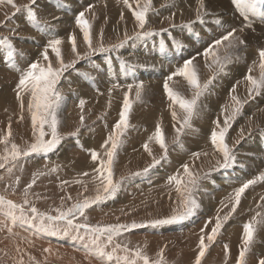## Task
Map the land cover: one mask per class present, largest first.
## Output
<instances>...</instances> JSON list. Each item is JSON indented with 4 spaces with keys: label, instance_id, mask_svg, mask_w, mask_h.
I'll return each instance as SVG.
<instances>
[{
    "label": "rangeland",
    "instance_id": "374dc122",
    "mask_svg": "<svg viewBox=\"0 0 264 264\" xmlns=\"http://www.w3.org/2000/svg\"><path fill=\"white\" fill-rule=\"evenodd\" d=\"M95 1L96 0H89V2H91V4H89V6H91L89 11L88 10L86 11V9H89L88 5L83 6L85 14L87 15L90 14L91 17L93 16L92 17L93 20L89 24L91 28L95 27L97 23H99V27H100V34L95 33L91 35L92 36L91 37L92 47L90 48L89 45L85 42V40L82 42L80 38L77 37L75 38L76 51L73 52L72 42L70 39L69 43L71 46V49H70L71 52H69L68 49H66V46H67L66 43H64L63 41L59 45L60 50H61V58L58 59L55 53L52 52L50 48H48L50 52V54H48V60H45L42 54L38 56L37 48L40 47L42 49L43 48L45 49L48 41L50 40L51 32L55 30V27H56V33H57L55 38L59 39V33L64 30L62 29V27L68 26L67 29L69 30L73 28L72 24H70L68 20H65L64 16H62L61 14H58V17L63 18L64 20H62V23L64 21L65 24L64 23L62 24L60 21H57L56 19L53 20L52 22L53 14L50 12L47 13L48 9H45V6H39L38 4L39 0H37L36 5L33 6V9L36 12L37 17L40 21L39 24L33 23L27 18V14H26V10L24 9V6L29 5L30 0H13V3L16 5L15 8L12 5L8 4L6 0L4 3H0V41H2L4 37H8L9 40L12 42L13 47L16 50L13 52L12 57H8L7 52L9 51V49L2 42H0V53L1 55H3L2 56L3 59L0 60V140H2L4 136L8 135L9 131L11 132V135L8 138V142L6 144L0 143V156H4L10 153L12 144L17 145L19 149H21L22 151L27 149L29 145H31L32 143L36 141V137L39 132L38 128L34 131L32 121H31V113L28 110V104L31 100V95L27 90L20 91V89H18L17 87L22 72L26 71L29 65L33 62H36L41 67H45V68L49 65V63L51 64L53 68H59L60 61L62 59L64 64L72 65L71 67L67 68V70H65L62 73L60 77V81L57 85V88L60 91L61 96H62V100L60 101V106L57 110V119L59 121L58 126H57V131L60 137L57 145L51 151L47 153H43V152L33 153L29 156H21L15 161L9 158L8 161L5 163V166L3 168H0V196H4L6 199H10L17 204L23 205V202L25 199L24 190L28 188V185L31 183V181L35 179L36 183L32 185L30 189H28L27 199L31 202V205L35 206L41 213H47L48 215H56L57 214L56 209L58 208L66 210L67 208L71 207L76 202H82L85 198H94L96 196L98 184H96L95 186H89V183L85 182L86 180L83 178L81 172L69 171L63 168L62 163L60 159L58 158L59 153L56 152V150L57 148L64 146L66 142L72 139H75V138L77 139V138L84 137L88 135L89 133L93 134V136H96V134L98 133L96 132V130L98 129L96 127L98 126V124H100L101 122L102 123L106 122L107 120L111 123V126H110L111 129H105V127L103 126V129H105V135H103V137L100 136L99 138L94 140L98 143L103 140L105 141L104 137H107L112 132L114 124L119 120V113L122 110L123 103L121 106L117 107L116 109H108L106 107H111L112 102L118 103L117 100H123L124 102L123 98L126 95L124 94L123 98L118 97V94L123 93L121 92L123 90L116 89L122 86L120 85V86H117L114 91L107 94L109 97H105L107 98L106 100L98 99V100L104 101L102 106L101 104L90 102L86 98L85 100L83 99L80 101L78 100L74 101L73 106L69 107L70 110H65L63 109L64 108L63 103L68 102V100H71V98L68 97V95H70V93L72 94L75 93L74 95H77L80 93L78 90L79 87H73V88L71 87L72 82H73L71 79L73 78L72 76L75 74L82 75L83 73L90 72V71H91L90 74H95L98 77L102 76V75H98L97 73H93L95 72L93 71V69L97 68L98 70H103L105 68L106 62H109V63L112 62L110 56L113 54L116 57V61L117 62L120 61L123 64L122 65L123 68L125 69L129 68L131 71L135 69L134 67L136 66L135 61H133L132 58L136 56L135 58H139V59L141 58L144 61L147 60L148 62H150V64H155V66L160 70V72L166 74L165 77H167L168 75L173 73L174 70L176 71L177 67L182 66L179 62H176V61L172 63V60L175 58V56H177V54H180L182 58L185 56V58L189 59V58H193L197 56L196 59H199L200 58L199 56L202 57L201 55L202 52L197 50V47L199 44L205 45V42L200 38L201 32L206 27L205 22H202L199 25H197L198 21L195 20L194 22L192 21L191 24L189 23H184L182 25L176 24L177 26L175 27L171 26L174 24V22L172 23L163 22L161 24L159 23L157 24V22L159 21L154 19V15L158 13V11H157V8L153 7V4H152L153 0H151V7L147 14L146 25L149 23V25H153V26L158 25L159 27L157 29L153 28L150 31L145 30V29H140L139 32H135L128 37L129 39H127L123 47L113 48V45H117L121 41L125 40V38L124 39H121V38L125 37L126 35H123V36L119 35L115 37V39L117 40H114L112 37L106 36V33L109 30V26L112 23V21L110 20L113 17H115V14H113V16L110 15L111 17L107 15H105V17H102V15L100 14H102L104 10L97 8V4L95 3ZM68 3L64 2L63 4H65L66 6L70 5L71 9H75L77 11L79 10V6H77L76 3L72 4L70 1H68ZM226 4L227 5L231 4L232 5L231 8L235 9L234 4L232 2H230L229 4L226 2ZM17 8H19L20 10L17 11ZM42 8H44L46 11L45 15L43 14L44 16H42L41 14L40 15L38 14V10L42 11L43 10ZM132 10H134V8ZM223 12L224 14L228 13L225 9H223ZM22 16H24V19L21 18ZM150 16L153 20H150ZM225 17H229L232 21L234 20V18L235 19L238 18L232 13L229 15H226ZM226 21H227L226 25L228 26L229 25L228 20ZM184 25H188L187 29L189 31L187 32V35L183 32L182 34L180 32L181 30L179 31V29H181ZM28 27L30 28L29 30L31 31L33 30L32 28H35V27H41V28L49 30L50 35L48 38H46L47 42L45 38L43 37L44 30H41L38 28L39 32L36 34V32H31L27 30ZM252 28H253V24H252ZM76 29L77 28H74V31ZM164 29H166L167 31H163ZM97 30L95 29V32ZM144 31H148L151 34L146 35V36H139V37L136 36L137 33L144 32ZM40 33L43 35H41ZM190 34H192L193 37H189ZM156 35H159V37L161 38L160 39L152 38L147 41V44L148 43L152 44L151 50L149 49L150 47L148 48L147 46L143 47L140 45L139 48L144 52L145 54L144 56L141 54L140 55L138 54L139 55L138 57L136 55V51L132 53L134 54L132 55L133 57L130 55L127 56V54L124 52L126 49L129 50L130 47H132L131 49H133L134 47V49L136 50L135 44L137 43L139 44L140 41L145 40L146 37L150 38ZM260 36H263V34H261ZM189 42H190L191 47L189 45ZM101 45H103V47L108 50L107 51H93V49H99ZM243 45L244 44L237 43V45L234 48H228L227 46L222 47L223 54L219 58L223 60L225 56H231V60L230 62L226 64L224 72H219L218 65L214 64L210 75L204 74L202 75L203 77H200L201 74L198 71V67L201 66L202 63L196 62L195 59L193 60L194 61L193 67L197 71L199 83L201 85H204L206 82L211 81L208 89L204 93L205 95L203 94L202 96H200L197 103H200L199 100H203V97L206 100V98H208L206 94L209 96L214 95L218 97V99H216L217 100L216 103H218L219 105L215 104L214 106L209 107L211 109L207 108L208 111L205 109V107H203L204 108L203 110H205V113L208 115L207 116L205 113L201 114L202 117H205L204 126L208 127L207 130H211V131L217 130L216 129L217 125L214 122L219 120L218 117L221 115L222 110L226 107V104L228 103V102H225L221 98L220 94L227 92L228 95H226V98L228 97L227 100H231V98L229 97L232 96V94L235 93L237 89H240L242 86L244 88V91L240 92L242 94L241 96L238 97V95L235 94V96L238 97L240 100H245L246 102L241 101L240 106H237L234 104V106L240 107L242 111H240L239 114H237L236 117L232 121H230V124H231L230 128L232 127L233 123L236 122L240 118L244 108L248 106V103H251V102H253L252 104L258 103L259 101L258 98L260 99L264 98V93H263L264 90H261L260 92L261 95L253 94L250 96L248 93V88L250 87V85L247 83L242 85L240 88H237L236 86L240 84L241 80L237 82L238 84L237 83L233 84L234 87L231 86L232 89H235V91L232 92L231 87L230 89L228 88V84H227L228 76L226 74H228V72L230 73L232 72L231 68L234 65H238L237 62H239V59H240L239 50L241 49V46ZM183 46L185 47V49L183 48ZM160 58L166 60L167 62L169 61L170 63H172L173 69L177 65L176 68L174 70L169 69L168 67L169 62L168 63L161 62L159 60ZM19 61L21 62L20 65H19L20 63ZM87 62L88 64L92 63L95 66V68L87 67V65H85ZM197 63H199V65ZM124 66H127V67H124ZM5 67H9V70L10 68H12L13 70L4 71ZM19 68H22V71ZM168 70H170L171 72ZM131 71H130V74L136 79V84H140L141 82L144 83V80L141 79V77H143L142 73H139L136 70L132 72ZM167 71H168V74H167ZM252 71L253 73L255 72L254 70ZM198 73L200 76L198 75ZM115 75L116 77H113L115 80L120 81L122 79V75L119 72H117ZM258 76H260V74ZM176 78L178 77L177 76L173 77L172 79L173 81L172 80L171 82L168 81V83L169 82L172 83L178 80ZM156 85H158V83H156ZM100 86L102 85L100 84ZM175 86L177 87L173 89V91L177 92L182 97H183L182 94H183L184 88L187 94L191 95L193 93L192 92L193 89L191 90L192 93H190V91L188 92L186 85H184V88H182L180 84L178 83L175 84ZM103 88H104V85H103ZM147 90H148L147 91L148 93L145 92L143 89L141 93V98L139 100L136 99L135 94H134V97H131L129 93L127 94L129 97V102L132 104V107L129 113V118H128L129 127L124 137H122V143L117 149V154L115 156L114 163H113V180L114 182H118V181L120 182L121 186L119 190L111 198L106 199L102 202L93 204L90 208L85 209V213L83 216L76 214V216L73 218V225L82 224V223H87L91 226L115 225V224L130 225L133 222H136L137 224H143L142 227L128 229L126 231H123L120 235L114 236L112 243L107 246L106 251L115 252L117 253V256L119 257L127 255L131 259L136 260L137 264H143V261L140 258L135 256L136 251L140 250L143 255H146L149 258L150 264H155L156 261H159L161 259L160 253L162 250L163 251L162 264H195V260L188 261V258H185V259L181 258L183 256L179 252V247H180L179 245L184 240H187V238H189L188 235L183 236L181 224L187 223V221L192 220L193 216L199 214V216H201L202 218L198 219V223L205 222L204 225H206L207 223V227H208L209 224L215 225L216 219L218 217L223 221V217L228 214L226 211H223V210L231 206L229 205V201L226 202V201H223V199L227 196L230 197V194L233 193L231 186L233 187V189L238 188L239 186H241L242 181H240L241 179L239 178L238 180L237 179L233 180L234 182L233 181L229 182L226 180H224L223 183L218 182L214 178L215 174L222 173L223 171H230L235 168L238 171L239 166L242 169H244L246 172L248 170L252 171L251 166H253L259 172L258 173L257 171H255L256 174L254 172L252 178L250 179H253L254 176L257 177L261 172H264L263 170L264 163H262L264 162V131H262L264 130V124L256 127L252 131L247 132L244 136H241V138H239L240 141L238 142L237 145H235V147L233 146L234 144L228 143L230 142L229 138H231L232 136L236 140V135L235 136L232 134L229 135V131H230V128H229V131L227 133L228 135L226 134V143L228 145L230 144L229 147L232 148L236 152L237 156H239L237 157V163L226 169L217 168L218 153H211V154L204 156L203 158L204 163H208V165H206L203 168V171L201 170L202 172L201 171L198 172L199 177H200L199 182H198L199 190L197 189L195 191V198L198 201L199 207H197L193 211V213L190 216L186 217L184 220L174 222V223H169V224L153 226L150 223L151 221L157 220V219H167L174 214V210L179 209L181 199H180V196L174 191L175 187L172 185V184H175L177 186V184L175 183V181L170 183L169 177L177 176L180 179L181 177L180 172L183 171L182 174L185 173L183 169V165L191 163L190 161H192L193 159L195 160L197 158L196 156L193 157L194 156L193 154L194 152L196 153V150L194 149H198L199 146L193 143V141L190 143H186L185 135L187 136L189 135L188 132L196 131L198 129L195 125L196 122L194 121H198L196 115H200V114H197V112H195V115L191 120L192 126L185 127L183 132L179 134V139H177L178 134H175V136L171 139V141L170 140L168 141L169 144L166 145L167 147L166 158H164L165 150L164 149L163 151L155 150L156 149L155 145L154 146L151 145L150 147H148L150 151H154V154L152 153L151 155L149 154L150 158L147 160H145L146 157H145L144 150L138 147H132L130 149L131 153H129L128 156H126L125 158H120L119 157L120 152H122L123 149L127 147V140H128L127 133L131 131L132 129H134V126L137 123L133 121L134 116H136V114H143V113H147L150 110H153L155 107L153 106L154 103L152 100H156L157 105H160V104L162 105V104L171 102L170 100L162 99V96L160 95V91L158 90L156 92L154 87L150 86ZM18 91H20L21 99H17ZM152 92H153V95H152ZM116 93H117V97L114 96L116 95ZM110 99H111V103H110ZM159 99H160V102L158 101ZM21 100L23 101V105H24L23 109L21 108ZM94 100H97V99H94ZM81 101L84 102L82 107L80 103ZM234 106H231L230 109H227L224 111L227 116L231 115L232 109ZM197 107H199V105H197ZM113 110L115 111V114L111 113L113 112ZM213 110L216 112V114ZM81 116L84 117L83 124H81V120H80ZM176 119H177V122L180 123L183 120V116L180 117L179 114H177ZM158 122L161 124V126H165L167 125L166 122L168 121L161 119V120H158ZM237 125L238 124L236 122V126ZM100 127L101 125L99 126V128ZM44 131H45L44 139L45 140L51 139L52 137H51L50 127L46 125L44 128ZM200 132L202 131L200 130ZM231 132H233V130ZM187 137L189 138L190 136H187ZM256 138H259V139L261 138L260 139L261 141L259 140V143L263 142L262 144L263 152H261L259 155H257L259 153L258 152L259 149H254L253 145H245V142L256 139ZM101 144L103 145L104 142H101ZM99 146L100 145H98V147L93 149L98 154V163L101 159H104V160L107 159L106 156L105 158H102L103 149L99 148ZM242 147H245V149ZM6 148L8 150V153L5 152ZM132 151L134 153H132ZM52 155L54 156L52 157L53 159H51L52 162L42 161L41 163L38 164L35 161L37 157L38 158H50ZM170 155H172L173 157ZM154 158L157 161H159V163L153 166ZM200 158L201 156H198L197 159H200ZM222 159L223 157H221V160L219 161L222 162ZM0 163H4V161L0 160ZM46 164L48 166H46ZM52 169H55V171H52ZM34 173L36 175H34ZM121 177H124V179L121 180ZM17 178L19 179L18 183H17ZM154 179H156L157 182H154L153 181ZM246 180H244L243 182H245ZM209 182L212 183L213 189L209 187V184H208ZM262 182L264 183V181H260L258 184L256 183L257 185L255 184L253 187L250 186L248 189H246L244 196L241 198V202H242L243 198L246 196V193L248 192L251 193L249 196V199L247 200L249 205H248V208L246 209L249 212L245 211V215L248 214L252 216V218L256 217V221L258 222L256 224L257 226L255 225L256 228L257 227L258 228L254 236V241L251 244L248 252L246 253L247 264H248V255L253 250L252 248L254 246L261 245L262 237L264 236V231H261L262 226L264 225V198H262L264 197L263 196L264 186H262L264 184ZM227 183H229V185H227ZM145 187L147 188V190ZM207 189L209 192L210 191L211 192L209 193ZM132 190L134 191V193ZM44 191L47 193H45ZM201 192L203 194L199 196V193L201 194ZM121 194L123 196H121ZM68 197H71V199H68ZM241 202L238 205L236 210H238V208L240 207ZM24 207L25 209H28L29 205H24ZM25 215L29 216L31 215V213L26 211ZM202 215L203 216L208 215V219H206ZM245 215L243 212L239 214L232 213L229 216L228 220L223 222V227L220 229L215 240L211 242L207 240L206 232L208 228L204 226L203 228L204 232L202 233L201 229H198L195 226L196 224L194 223L193 225L192 223L194 230L197 232L190 233V235H192V237L196 235L198 240H200L201 235H204L205 243L208 244V248L206 250L205 256L201 258V264H204V263L207 264L210 261L211 262L209 264H237L236 260L231 261L228 259V257H226L224 254L222 255L220 252L222 251L223 253L224 252L229 253L230 250H235V251L237 250L236 252L239 253L240 252L239 247L240 245H243V242H242L243 232L241 231L236 232V234L235 232L229 233L227 229H225L224 226L228 225L233 219L245 221L246 220ZM17 216H19V210H17ZM8 218L11 219V223L15 225L14 227L4 221V219H8ZM209 221L210 223H208ZM243 223L245 224V222ZM45 224L47 226V230H42L39 220H36L33 224H26L22 220H19V219L13 220L11 217L6 216L4 213V210L0 208V225H1L0 234L2 235V236L0 235V243L3 244L5 242L9 246L10 245L13 246V247L10 246L8 248L0 247L1 248L0 252L2 253V254L0 253V264H66V263L84 264L83 259L86 258L85 255H87L88 257L91 256L88 258L89 262L88 260H86L85 264H93L91 263L93 260H95V262H98L100 260L98 264H122V261H118L116 259L117 257L116 254L113 255V259L110 261L107 260L105 257L99 256L96 252V247L92 245L90 242L91 233H89L86 229L81 228L77 230L74 227H70L67 234H65L63 229L66 227V221H47L45 220ZM16 225H19L24 228L25 227L28 228L31 232L35 233L36 235L41 236L43 238H47L46 240L50 239L51 243H49V246H52V247H50L49 249L42 248L41 246L43 243H45L44 241L42 244H40L38 242L35 243L34 241L33 243L29 241H24L23 239L17 240L16 237H18V234L17 233L14 234L16 232L15 230ZM11 230L14 232H12ZM185 234H189V232L185 231ZM80 235L85 236V239L84 240L79 239L78 237ZM1 238L3 239L1 240ZM100 240H101V245L103 246V243L105 242V237L103 236L100 237ZM23 243H25V245ZM17 244H19L20 246ZM198 244H199V241H198ZM57 245L60 247H58ZM63 245L67 247V249H65ZM117 245L119 247H117ZM225 245H227V250L225 249ZM62 246L63 248H61ZM74 246H75V249L79 248L82 252L85 251L86 253H82L81 256L77 255V252L72 250L74 249ZM46 249L48 251H45ZM212 250L215 251L214 253L215 258H219L221 260H227V261H225L224 263H220L218 262L219 259H215V260L206 259L208 255L209 257L213 255V254L210 255ZM188 251L189 253L191 252L190 249H188ZM51 252L54 255L52 254L50 257L49 255ZM55 258L56 260H54ZM246 260H244L243 264H246ZM258 262H256L255 264H259Z\"/></svg>",
    "mask_w": 264,
    "mask_h": 264
},
{
    "label": "bare ground",
    "instance_id": "6f19581e",
    "mask_svg": "<svg viewBox=\"0 0 264 264\" xmlns=\"http://www.w3.org/2000/svg\"><path fill=\"white\" fill-rule=\"evenodd\" d=\"M57 1V0H56ZM55 0H39L38 4L39 6H45V9H48L47 13H52L53 14V20H55L54 18H58L56 19L57 21H60L62 23V20H64L61 17H58V14H61L62 16H64L65 20H68L70 22V24H72L73 28L72 29H67L66 26H63L62 29H64L63 31H61L59 33V39L64 43H66V49H68L69 52L71 49L70 46V38L74 36V38H80V40L83 42L84 41V36H83V32L80 29V27L76 24L75 22V18L77 16L78 12L84 11V7L83 6H89V4H91V2H89V0H58L56 2ZM68 1H70L72 4L76 3L77 6H79V10H75V9H71L70 5H65L63 4L64 2L68 3ZM99 1V2H98ZM96 0L95 3L97 4V8L99 9H103V13L100 14L102 15V17H105V15L110 16L113 14H115V17H113L110 21H112V23L109 26V30L106 33V36L108 37H112L114 40L115 37L119 36V35H126L127 37H129L130 35H132L135 32H139V30L141 29L138 26V22L135 20V17L133 15V11L134 10H138L139 7H143L145 0H129V5H131V7H129L128 5H126L124 3V0ZM111 1V2H110ZM113 1V2H112ZM229 1V2H228ZM187 2V3H186ZM226 2L229 4L230 2H232L231 0H204V4H205V8L206 10L209 11L211 13V15H208L204 18L203 22H205V29L201 32L200 34V38L205 42V45L199 44L197 47V50H199L200 52H204V50L210 45L212 44V42L214 40H216L217 38H220L222 35L226 34L227 31H230L232 28H236L237 32L235 33L236 36H239L241 40L244 41V45L241 46L240 51V59L239 62H237L238 65H234L231 69L232 72H228V74H226L228 76L227 79V84H228V88L230 89L231 86H233V84L237 83L239 80L240 84L237 85V88H240L242 85H244L245 83L249 84V82L246 80V76L251 74L253 77L259 78V74L261 73V69H260V58H259V50L264 49V21H262L261 19V15L262 13H264V9L260 10L256 15H251L249 16V19L251 20L252 24H253V28L252 27H244L243 24H245L242 16L239 14V12L236 10L235 6L233 8H231V4L227 5ZM70 4V3H68ZM81 6H80V5ZM153 7L157 8L158 13H156L154 15V19H156L157 24H161V23H169V22H174V24L176 25H182L184 23H189V22H194L196 20V11L197 8L199 6L198 0H153L152 1ZM94 5V3H93ZM83 7V8H82ZM105 7V8H104ZM41 8V7H40ZM82 8V10H81ZM134 8V10H132ZM208 8V9H207ZM43 10H38V14L44 16L45 15V9L42 8ZM51 9V10H50ZM94 9V8H93ZM223 9H225L229 14H233L236 17H238L237 19L234 18V20L232 21L229 17H225L226 15H229L228 13L223 12ZM106 10V11H105ZM89 11V10H88ZM99 11V10H98ZM101 11V10H100ZM44 14V15H43ZM57 14V15H56ZM96 14V13H95ZM92 15V13H91ZM152 16V15H151ZM150 16V20H153ZM93 17V16H92ZM89 15L85 14V19L88 21V23L90 24L91 21L93 20ZM111 17V16H110ZM231 17V16H230ZM233 17V16H232ZM21 18L24 19V16H22ZM219 19L222 21V25L221 24H217L216 20ZM149 20V21H150ZM226 20H228L229 25H226ZM168 21V22H166ZM197 21V20H196ZM59 22V23H60ZM153 22V21H152ZM63 23L65 24V22L63 21ZM62 23V24H63ZM200 21H198L197 25H199ZM27 25V24H26ZM25 25V26H26ZM58 25V23H57ZM166 25V24H165ZM176 25V26H177ZM56 26V25H55ZM60 26V25H59ZM152 26V27H151ZM190 26V25H189ZM227 26V28H226ZM159 26L155 25H149V23L145 26V30H152L153 28L157 29ZM243 27V31H240V29ZM38 28L41 30H44V38L47 42V39L50 35L49 30L41 28V27H35L32 28L33 30H29L30 28L28 27L27 30L31 31V32H36V34L39 32ZM60 28V27H59ZM74 28H77L74 31ZM188 27H182L181 29H179V31L182 33H185L187 35V32L189 31L187 29ZM23 29V27H22ZM95 29L97 30L95 32ZM26 30V31H27ZM178 30V29H176ZM214 31V32H213ZM90 32L92 33L91 35L95 34V33H99L100 34V27H99V23L96 24L95 27L90 28ZM29 33V32H28ZM182 33V34H183ZM32 34V33H31ZM41 34V33H40ZM261 34H263V36H260ZM43 35V34H41ZM57 35L56 33V27L55 30L53 32H51V36L50 39L55 38V36ZM123 37L121 39L126 38ZM92 37V36H91ZM94 37V36H93ZM168 37V36H167ZM189 37H193L192 34L189 35ZM160 39L161 37H159V35H156L154 37H150V38H145V40L140 41V43L135 44L136 50L131 49L132 47H130L129 50H125L124 52L130 56L134 55L132 54L133 52L136 51V55L139 57V55H145L144 52L139 48L140 45L141 46H147L150 50H151V43L147 44V41L150 39ZM166 38V37H165ZM164 38V39H165ZM63 39V40H62ZM167 39V38H166ZM178 41V40H177ZM142 42V43H141ZM252 42V43H251ZM193 43V42H192ZM29 44V43H27ZM129 44V43H128ZM147 44V45H146ZM190 45V42H189ZM127 46V45H126ZM227 46V42H224V44H222L221 46L214 48V54L210 53L208 55V57H204L202 54V57L199 56V59L195 58L196 62H201V66L198 67V71L200 72L201 76L204 74L210 75L211 70L214 66L215 63H213V60L216 56L221 57L222 56V47H226ZM191 47V45H190ZM221 47V49H220ZM129 48V47H128ZM183 48L185 49V47L183 46ZM51 49V48H50ZM41 50V51H40ZM48 54H50L49 49L47 50ZM52 51V50H51ZM121 51V50H120ZM119 51V52H120ZM198 51V52H199ZM226 51V50H225ZM224 51V52H225ZM44 52V48H37V54L38 56L41 55ZM118 52V53H119ZM197 52V53H198ZM199 52V53H200ZM139 54V55H138ZM1 55V53H0ZM186 55V53H185ZM3 55H1L2 57ZM133 57V56H132ZM136 57V56H135ZM133 57V61H135V69L137 72L142 73L143 77H141L142 80H144L143 83V89L145 92H147L148 88L150 86L154 87V89L156 90V92L159 90L160 91V95L162 96V99L164 100H169L167 94L164 91V82L166 79V74L161 73L160 70L155 66V64H150V62H148L147 60H142L141 58H135ZM192 57V56H191ZM3 58V57H2ZM112 62H106L105 64V68L103 70H98L97 68H95V66L90 63L88 64V62L85 64L87 65V67H91V68H95L93 69V73H97L98 75H102V76H96L95 74H90V72H85L82 75H78L75 74L73 75L71 78L72 79V85L71 87H79V94L74 95L72 93H70V95H68V97L71 98V100H68V102H64L63 106L65 110H70V106H73V102L74 101H80V100H85L87 98V100H89L90 102L96 103V104H101V106L103 105L104 101L101 100H106L107 98L105 97H109L107 94L111 93L112 91L115 90V88L117 86H120L116 89H121L123 91V93L118 94V97H122L124 94H128L131 95V97H134V91L136 90V79L131 76L130 74V69L127 68H123V64L119 61H116V57L112 54L110 56ZM128 58V57H127ZM187 58H185V56L182 58L180 54H177V56H175V58L172 60V63L179 62L181 65H183V60H186ZM161 62H165L168 63L166 60L160 58L159 59ZM244 60V61H243ZM20 62V61H19ZM194 62V61H193ZM164 63V64H165ZM172 63H168V67L169 69H173V65ZM199 63H197L199 65ZM21 64V62L19 63V65ZM126 65V64H125ZM177 66V65H176ZM176 66L174 67V69L176 68ZM180 66V65H179ZM127 67V66H124ZM17 68V67H15ZM254 70L255 72L253 73V71H251V73H249V69ZM22 71V68H19ZM167 69V68H166ZM173 69V70H174ZM177 69V68H176ZM9 67H5L4 71H8ZM13 69L10 68L9 71H12ZM132 70V71H134ZM196 70V69H195ZM131 71V72H132ZM170 71V70H168ZM167 71V74H168ZM119 72L122 75V79L120 81L115 80L113 77H116V73ZM171 72V71H170ZM169 72V74H170ZM175 72V70H174ZM77 75V76H76ZM87 75V76H85ZM169 76V75H168ZM167 76V77H168ZM178 80L172 82L169 84V87L172 89H175L177 86H175V84H180V86L182 88H184V85L187 86L188 92L190 91V93L194 92V89L189 85V83L187 82V80L184 77L181 76H177ZM89 79V80H88ZM99 79V80H98ZM105 79V80H104ZM229 80V81H228ZM173 81V80H172ZM112 82V83H110ZM156 83H158V85H156ZM100 84L102 86H100ZM238 84V83H237ZM104 85V88H103ZM129 85L132 86L131 90H129ZM234 87V86H233ZM153 89V88H152ZM185 89V88H184ZM183 89V98L184 99H191L192 98V94H187L185 92V90ZM186 89V90H187ZM193 89V91L191 92V90ZM232 89V87H231ZM77 90V89H76ZM133 90V91H132ZM125 91V92H124ZM231 91V90H230ZM241 91H244L243 86L240 89H237V91L235 93L232 94V96L235 94L239 96H241L242 94L240 93ZM77 92V91H76ZM233 92V91H232ZM78 93V92H77ZM118 93V92H117ZM117 93L116 95H114L115 97H117ZM148 93V92H147ZM211 93V92H210ZM264 93V92H263ZM159 94V93H158ZM153 95V92H152ZM205 95V94H204ZM227 92H224L223 94H220L221 98L225 101L228 102L226 104V107L222 110L221 115L218 117L220 126H223V121L225 119V117L227 116L225 114V110L230 109L231 106H234V101L231 100H227L228 97L226 98ZM261 95V94H260ZM206 96H208V98H206V100L203 97V100H199L200 103H197V105H199V107H196L195 112H197V114L200 115H196L197 116V120L198 121H194L196 122L195 125L198 129H200L202 132H200V130H196V131H191L188 132L190 136L189 138L185 135V141L186 143H190L193 141V143H195L198 147V149H194L196 150V153H199V156H201L200 159H193L192 161H190L191 163H188L187 165L189 166V170L197 175L198 172H200L201 170L203 171V168L208 165V163H204V156L211 154V153H218V161L221 160L222 157V153H220L212 144L211 142V130H207L208 127L204 126L205 123V117H202L201 114L205 113V110H203L205 107V109L207 110V108L214 106L215 104L217 105L218 103L216 99H218V97L212 95L209 96L206 94ZM219 96V97H220ZM232 96H230L229 98H231ZM113 97V96H112ZM220 98V99H221ZM97 99V100H94ZM101 99V100H98ZM124 99V98H123ZM156 99V97H155ZM211 99V100H210ZM222 100V101H223ZM258 103H248V106H246L240 116V118L236 121L237 122V126H236V122L233 123L232 127L230 128L229 131V135H236V140L235 138L232 136L231 138H229L230 142L228 143H232L234 144L233 146L235 147V145L238 144V142L240 141L239 138H241V136H244L247 132L254 130L256 127L264 124V98L260 99L258 98ZM115 101V100H114ZM154 103V109L148 111L147 113H143V114H136V116H134L133 121L136 123V125L134 126V129H132L131 131H129L127 133V147H125V149H123L122 152H120V158H125L126 156L129 155V153H131L130 149L132 147H138V148H142L145 152V160L149 159V151L145 149V144H147L148 147H150L151 145L156 147L155 150H162L163 149L160 147V145L156 142L155 138H154V133L156 131L157 125L160 126V128L162 129L163 133H164V137H165V142L166 145L169 144V140L171 141V139L175 136V134H177L176 129H178L180 127V123L177 122V119L174 121L173 117H172V112L175 111L177 114H179V116H183L184 117V112L182 109H180L179 105H172L171 102L170 103H166V104H160L157 105L156 100H152ZM160 102V99L158 100ZM221 101V100H220ZM240 101H244L245 100H240ZM253 101V100H252ZM18 102V101H17ZM118 103H111V99H110V103H111V107H106L108 109H116L117 107L121 106L123 103V100H117ZM76 103V102H75ZM115 105H114V104ZM221 103V102H220ZM223 104V103H222ZM220 104V105H222ZM219 105V104H218ZM68 107V109H67ZM215 108V107H214ZM211 109V108H209ZM138 110V109H137ZM208 111V110H207ZM211 111V110H209ZM214 111V110H213ZM242 111V110H241ZM261 111V112H260ZM215 112V111H214ZM112 114H115V111L113 110V112H111ZM210 113V112H208ZM206 114V113H205ZM216 114V112H215ZM207 115V114H206ZM208 116V115H207ZM245 116V118H244ZM115 118V117H114ZM136 118V119H135ZM196 118V117H195ZM194 118V119H195ZM131 119V120H132ZM165 120L168 121L166 122L167 125L165 126H161V124L158 122V120ZM209 122V121H208ZM102 123V122H101ZM98 124V126L96 128H98L96 130V132H98L96 134V136H93V134L89 133L88 135L81 137V138H75L72 139L68 142L65 143L64 146H61L59 148H57L56 152L59 153L58 158L60 159L61 163H62V167L69 170V171H76V172H81L83 178L86 180L85 182L89 183V186H95L96 184H99L98 180H94V176L97 175V173H95L93 170L95 168H97L99 166L98 163V159L96 161H93L91 158V151L98 147L103 149V155L102 158H105V148L102 147L101 142L99 143L94 141L95 139L99 138L100 136L103 137V135H105V129H111V123L109 121L106 120V122H103L102 124ZM213 123V122H212ZM209 124V123H207ZM101 125V127L99 128V126ZM177 125V126H175ZM194 125V126H195ZM199 125V126H198ZM215 125V124H214ZM103 126L105 127V129H103ZM192 126V125H191ZM241 127V128H240ZM132 128V127H131ZM212 129V128H210ZM216 131H219V128H216ZM238 129V130H237ZM241 129H243V133H241ZM136 130V131H135ZM205 130V131H203ZM233 130V132H231ZM136 134H135V132ZM90 132V131H89ZM185 132V131H184ZM228 135V134H227ZM152 136V137H151ZM108 137V136H107ZM107 137H104V139L106 140ZM150 137L152 139H150ZM246 137V136H245ZM228 138V137H227ZM263 138V137H261ZM260 138V139H261ZM239 139V140H238ZM259 138L253 139V140H249L247 142H245V145H253L254 149H259V153L257 155H259L261 152H263V142L259 143ZM261 141V140H260ZM191 145V144H190ZM230 145V144H229ZM244 145V144H243ZM193 146V145H192ZM110 147V145H109ZM169 147V146H168ZM187 147V145H186ZM262 149H261V148ZM245 149V147H242ZM241 148V149H242ZM188 149V148H187ZM190 151V150H189ZM244 151V150H243ZM152 154H154V151H150ZM193 152V151H192ZM245 152V151H244ZM247 152V151H246ZM132 153H134L132 151ZM195 153V152H194ZM249 153V151H248ZM192 154V153H191ZM256 154V153H255ZM189 155V154H188ZM249 155V154H248ZM251 155V154H250ZM172 156V155H170ZM193 156V155H192ZM52 157H54L53 155L50 158H36L35 161L39 164L42 161H50L52 162L51 159H53ZM173 157V156H172ZM195 157V156H193ZM239 157V156H237ZM251 157V156H250ZM249 157V158H250ZM188 158V157H187ZM244 158V156H243ZM189 159V158H188ZM245 160V159H244ZM150 161V160H149ZM239 161V160H238ZM253 162V161H252ZM264 163V162H262ZM72 164V165H71ZM185 164V162H184ZM259 164V163H258ZM261 165V164H260ZM263 165V164H262ZM46 166H48L46 164ZM238 166V165H237ZM260 167V166H259ZM245 168V167H244ZM257 168V167H256ZM182 169V168H181ZM252 171H245L244 169H242L239 166L238 171L235 169L230 170V171H223L222 173H218L215 174L214 178L218 181V182H222L224 180L226 181H233L235 179H241L240 181H244V180H248L250 178H252L253 173L255 171H257L253 166H251ZM259 170V168H258ZM262 170V169H261ZM264 170V169H263ZM201 171V172H202ZM183 172V171H182ZM182 172H180L181 177L180 179L183 180L184 182H187V174H182ZM208 172V171H207ZM258 172V171H257ZM84 173H87L88 175H83ZM259 173V172H258ZM179 174V175H180ZM203 174V173H202ZM256 174V172H255ZM214 175V174H213ZM256 177V176H254ZM212 179V178H211ZM246 180V181H247ZM154 182H157L156 179L153 180ZM225 181V182H226ZM84 182V183H85ZM143 182V181H142ZM234 182V181H233ZM144 183V182H143ZM147 183V182H146ZM241 183V182H240ZM259 183V182H258ZM257 183V184H258ZM263 183V182H262ZM148 184V183H147ZM209 187H211L213 189V185L211 182L208 183ZM256 184V185H257ZM264 184V183H263ZM175 189L174 191L178 194V192L176 191L177 186L175 184H172ZM205 185V184H204ZM227 185H229V183H227ZM226 185V186H227ZM235 185V184H234ZM237 185V184H236ZM172 186V187H173ZM206 186V185H205ZM224 186V185H223ZM231 186V185H230ZM254 185H252L251 187H253ZM264 186V185H262ZM173 187V188H174ZM216 187V186H215ZM236 187V186H235ZM240 187V186H239ZM260 187V186H259ZM136 188V187H134ZM146 188V187H145ZM202 188V187H201ZM207 188V187H206ZM232 190L233 187L231 186ZM131 189V188H130ZM43 190V189H42ZM129 190V189H128ZM147 190V188H146ZM199 190V189H198ZM133 191V190H132ZM208 191V189H207ZM246 191V190H245ZM45 192V191H44ZM127 192V190H126ZM209 192V191H208ZM211 192V191H210ZM209 192V193H210ZM227 192V191H226ZM225 192V193H226ZM256 192V191H254ZM261 192V190H260ZM264 192V191H263ZM47 193V192H45ZM123 193V192H122ZM134 193V191H133ZM141 193V192H139ZM205 193V192H204ZM127 194V193H126ZM203 193L201 192V194L199 193V196H201ZM214 194V192H213ZM230 194V193H229ZM232 194V193H231ZM245 194V193H244ZM244 194L242 195V197L244 196ZM251 193H246V196L243 198V201L241 202L240 207L238 208V210H236L234 213H241L243 212L245 215V211H247L246 209L248 208L249 203L247 202V200L249 199ZM132 195V194H131ZM179 195V194H178ZM216 195V194H215ZM214 195V196H215ZM262 195V194H261ZM118 196V195H117ZM116 196V197H117ZM121 196H123L121 194ZM180 196V195H179ZM220 196V194H219ZM258 196V195H256ZM264 196V195H263ZM125 197V195H124ZM131 197V196H130ZM206 197V196H205ZM218 197V195H217ZM223 197V196H222ZM241 197V198H242ZM200 198V197H199ZM207 198V197H206ZM181 199V197H180ZM251 199V198H250ZM49 200V199H48ZM51 200V199H50ZM121 200V199H120ZM127 201V200H126ZM209 201V200H208ZM207 201V202H208ZM223 201H229V205L231 207L226 208L223 211H226L227 213L231 212V208H232V204H233V200H231L229 198V196L225 197L223 199ZM259 201V200H258ZM254 204V203H253ZM217 205V204H216ZM215 205V206H216ZM255 206V205H254ZM257 206V204H256ZM251 207V206H250ZM255 209V208H254ZM244 210V211H243ZM205 211V209H204ZM254 211V210H253ZM212 212V210H211ZM249 212V211H247ZM233 213V214H234ZM205 214V213H204ZM216 214V213H215ZM262 214V213H261ZM213 215V214H212ZM236 215V214H235ZM241 215V214H240ZM260 215V214H259ZM203 216V215H202ZM203 217H205L206 219H208V215H204ZM234 217V216H233ZM237 217V216H236ZM235 217V218H236ZM202 218L201 216H199V214L195 215L192 217V220L187 221V223L185 224H181V229H182V233L183 236L188 235L189 238H187V240H184L182 243H180V247H179V252L182 254L183 257H181L182 259L188 258V261L191 260H195V257L198 255L199 252V248H198V238L196 237V235H194V237H192V235H190V233H196L197 231L194 230V223L196 224L195 226L198 229H202L204 228V223H198V219ZM244 218V217H243ZM256 218V217H255ZM191 219V218H190ZM245 221L244 220H237V219H233L228 225L224 226L225 229H227V231L229 233L231 232H243V225L245 223H248L249 221L252 220V216L246 214L245 215ZM188 220V219H187ZM4 221L10 225H12L13 227L15 226L14 224L11 223V219H4ZM186 221V220H185ZM193 223V225H192ZM213 223V222H211ZM1 226V225H0ZM214 225H208V230L206 232V234H209L211 232V228ZM257 226V225H256ZM193 227V229H192ZM26 228V227H25ZM24 227H21L19 225H16L15 230L16 232L14 234H18V239H23L24 241H29L31 243H33V241L36 243H40L42 244L43 241L45 243L42 244V248H50L52 246H49V243H51V240H46L47 238H43L41 236L36 235L35 233L31 232L28 228L25 229ZM258 228V227H257ZM196 229V228H195ZM231 230V231H230ZM2 231V230H1ZM12 231V230H11ZM185 231H188L189 234H185ZM206 231V230H205ZM264 231V225L262 226V230ZM14 232V231H12ZM9 233V232H8ZM73 233V232H72ZM199 233V232H198ZM13 234V235H14ZM1 235V234H0ZM6 235V234H5ZM10 235V234H9ZM2 236V235H1ZM3 238H1L2 240ZM16 240V239H15ZM14 241V240H12ZM2 242V241H1ZM19 242V241H18ZM8 243V242H7ZM21 243V242H20ZM26 243V242H25ZM25 243H23L25 245ZM28 244V243H27ZM39 244V245H40ZM60 244V243H59ZM19 245V244H17ZM37 245V244H36ZM38 245V246H39ZM61 245V244H60ZM152 245V244H150ZM11 246V245H10ZM8 244H6L5 242L2 244L0 243V247L1 248H8L10 247ZM20 246V245H19ZM35 246V245H34ZM37 246V247H38ZM58 246V245H57ZM64 246V245H63ZM63 246L61 248H63ZM182 246V247H181ZM13 247V246H11ZM16 247V246H15ZM23 247V246H22ZM31 247V246H30ZM60 247V246H58ZM65 247V246H64ZM73 247V246H72ZM243 247V245H240V251L241 248ZM0 248V251H1ZM24 248V247H23ZM54 248V246H53ZM71 248V247H70ZM69 248V249H70ZM154 248V247H153ZM25 249V248H24ZM65 249H67V247H65ZM188 249H190V253L188 251ZM235 249V248H234ZM253 250L251 251V253H249L248 255V264H255L256 262L260 261V260H264V236L262 237V244L259 246H254L252 248ZM3 250V249H2ZM13 250V249H12ZM21 250V249H20ZM74 250L75 252H77V255L81 256L82 253H86L85 251L82 252L79 248L75 249L74 246ZM263 250V251H262ZM10 251V249H9ZM23 251V250H22ZM69 251V250H68ZM115 251V250H114ZM237 251V250H236ZM235 250H230L229 253L227 252H220L222 255L224 254L226 257H228L229 260H236L238 261V257H239V253L236 252ZM4 252V251H2ZM6 252V251H5ZM13 252V251H12ZM24 252V251H23ZM39 252V251H38ZM72 252V251H70ZM1 253V252H0ZM215 251L212 250V252L210 253L213 254L209 257V255L206 257V259H210V260H215V259H219V258H215L214 256ZM2 254V253H1ZM23 254V253H22ZM46 254V253H45ZM53 253H50V257ZM114 254L117 253L114 252ZM47 255V254H46ZM54 255V254H53ZM124 255V254H123ZM86 258L83 259V262L85 264V261L88 260L89 257L91 256H87L85 255ZM125 256V255H124ZM4 257V256H3ZM49 257V258H50ZM93 257V256H92ZM5 258V257H4ZM57 258V257H56ZM56 258L54 260H56ZM77 258V257H76ZM53 259V258H52ZM81 259V258H80ZM3 260V259H2ZM245 260H246V256H245ZM82 261V260H81ZM98 261V260H96ZM100 261V260H99ZM98 261V262H99ZM227 260H221L219 259L218 262L220 263H224ZM71 262V261H70ZM89 262V260H88ZM87 262V263H88ZM98 262H95V260H93L91 263L93 264H98ZM209 262V261H207ZM211 262V261H210ZM209 262V263H210ZM101 263V262H100ZM207 263V264H209ZM259 263V262H258ZM68 264V263H66ZM205 264V263H204ZM246 264H247V260H246Z\"/></svg>",
    "mask_w": 264,
    "mask_h": 264
},
{
    "label": "snow or ice",
    "instance_id": "6c2138e0",
    "mask_svg": "<svg viewBox=\"0 0 264 264\" xmlns=\"http://www.w3.org/2000/svg\"><path fill=\"white\" fill-rule=\"evenodd\" d=\"M5 0H0V3H4ZM6 2L12 5L14 8L16 5L13 3V0H6ZM37 0H30V4L24 6L26 10L27 18L32 21L33 23L39 24V19L37 17L36 12L33 9V6L36 5ZM124 3L129 5V0H124ZM199 6L196 11V20L203 22L204 18L208 15H211L205 8L204 0H198ZM236 10L242 16L243 20L245 21L244 27H252V22L249 19L250 14L256 15L262 8H264V0H232ZM151 7V0H145L143 7H139L138 10L133 11V15L135 20L138 22V26L141 29L145 28L147 23V14ZM91 6H89L90 10ZM20 9L17 8V11ZM58 19V18H54ZM262 21H264V15H261ZM76 24L80 27L83 32L84 40L92 47L91 44V32L88 21L85 19V12L81 11L77 14L75 18ZM192 22H189L191 24ZM217 24L222 25V21L217 19ZM175 27L176 25H171ZM188 25H184L187 27ZM163 31H167L164 29ZM243 31V27L240 29ZM237 32L236 28H232L230 31H227L226 34L222 35L220 38L214 40L212 44H210L202 53L204 57H208L210 53L214 54V48H217L227 42L228 48H234L237 43L243 44L244 41L240 39L239 36H236L235 33ZM151 33L148 31L137 33L136 36H146L150 35ZM72 42V50L73 52L76 51L75 45V38L74 36L70 38ZM127 36L125 40L121 41L117 45H113V48L123 47L126 43ZM2 42L9 51L7 52L8 57H12L13 52L16 51L13 47L12 42L9 40L8 37H4ZM62 41L58 38L50 39L47 43V46L42 53L43 58L48 60V48H51L52 52L55 53L58 59L61 58V50L59 45ZM103 45L100 46L99 49H93V51H107ZM259 58H260V69L261 73L259 78L253 77L251 74L247 75L245 78L249 82L250 87L248 88L249 95L253 94H260L261 90H264V49L259 50ZM3 58L0 57V60ZM195 58H189L183 61V65L177 67L176 71L171 73L168 77H166L164 82V91L167 94L169 100L171 101L172 105L178 104L180 109L184 112V117L182 122H180V127L176 129L177 131V139H179V134L183 132L185 127H191V120L195 115V109L197 107V101L200 96H202L205 91L208 89L209 84L211 81L206 82L204 85H201L198 81L197 71L193 67V60ZM231 56H225L223 60L216 56L213 60V63L218 65V71L224 72L225 66L228 62H230ZM71 64H64L62 59L60 61L59 68H53L51 64L45 68L41 67L38 63L33 62L29 65L26 71H23L19 82H18V89L20 91L27 90L31 95V100L28 104V110L31 113V121L33 125L34 131L38 128L39 132L36 137V141L28 146L27 149L21 150L15 144H12V148L10 153H8L7 148L5 152L8 153L7 155L0 156V160L4 161V163H0V168L5 166V163L11 158L13 161L17 160L21 156H29L33 153H47L51 151L58 143L60 137L57 131L58 126V119H57V110L60 106V101L62 100V96L60 91L57 88V85L60 81V77L62 73L67 70V68L71 67ZM252 69H249V73H251ZM181 76L184 77L189 85L195 90L193 92V96L191 99H184L180 94L173 91L172 88L169 87L168 81H171L173 77ZM129 90H131L132 86L129 85ZM20 91L17 92V99H21ZM143 91V83L136 85V99L139 100L141 98V93ZM235 91V89H232ZM231 99L234 101V104L237 106L241 105V101L238 97L232 96ZM81 107L83 106V101L80 102ZM234 106L232 109V113L230 116H226L223 121V126H220L219 120L215 121L219 131L213 130L211 133V142L214 147L222 153V162L217 161V168H229L232 165L237 163V154L236 152L229 147L226 143V134L229 131L231 126L230 121H232L237 114L241 111L240 107ZM23 101L21 100V108L23 109ZM132 104L129 102V97L126 94L124 97V102L122 106V110L119 113V120L114 124L112 132L108 135L107 139L104 141L102 147L105 148V156L107 157L106 160L101 159L99 161V166L95 168L93 171L97 173L94 176V180H98L99 184L97 186V194L94 198H85L82 202H76L71 207L67 208L66 210L58 208L56 209V215H48L47 213H41L35 206L31 205V202L27 199L28 189L32 187L36 183V180L33 179L31 183L28 185V188L24 190L25 199L23 205L17 204L10 199H6L4 196H0V208L4 210L6 216L11 217L13 220H22L26 224H33L36 220L40 221L42 230H47V226L45 224V220L47 221H66V227L63 229L64 233L67 234L70 227H74L75 229H86L89 233H91L90 242L92 245L96 247V252L99 256L105 257L107 260H112L114 252H107L106 248L109 244L112 243L114 236L120 235L123 231L128 229H134L137 227H142L143 224H137L136 222L131 223L130 225H122V224H115V225H97L91 226L87 223L73 225V218L76 214L83 216L85 213V209L90 208L93 204L98 202H102L106 199L111 198L114 194L119 190L121 184L120 182H114L113 180V163L115 156L117 154V149L122 143V137H124L128 127V118L129 113L131 110ZM173 120L175 121L177 118V113L175 111L172 112ZM22 118V117H21ZM81 124H83L84 117H80ZM49 126L51 129V139L45 140V126ZM264 131V130H262ZM241 133H243V129H241ZM11 135L9 131L8 135L4 136L0 143H7L8 138ZM154 138L156 142L160 145L162 149L165 150V157L167 153V147L165 143V137L163 134L162 129L159 125H157L156 131L154 133ZM150 139H152L150 137ZM110 145V147H109ZM145 149L149 151L147 144H145ZM194 156L198 158L199 153H194ZM91 158L93 161L98 159V154L93 150L91 151ZM159 163L155 158L153 159V166ZM183 169L185 174L188 176L187 182L179 179L177 176L169 177V182L175 181L177 184L176 191L181 197L180 205L178 210H174V214L167 219H157L153 220L150 223L155 225H162V224H169L184 220L186 217L190 216L193 211L199 207L198 201L195 198V191L199 187V175L191 172L189 170V166L187 164L183 165ZM55 171V169H52ZM42 174V173H41ZM34 175H36L34 173ZM83 175H88L84 173ZM207 175V174H206ZM124 177H121L123 180ZM264 181V172H261L257 177L253 179H248L245 182H242L241 186L235 188L233 193L230 194V199L233 200L231 212L223 217V221L218 217L216 219L215 225L211 228V232L207 234V240L209 242L214 241L217 234L219 233L220 229L223 227V222L227 221L229 216L234 213L241 202V197L245 193V190L248 189L250 186L255 185L256 183ZM19 179L17 178V183ZM79 182V181H78ZM264 198V197H262ZM63 199V198H62ZM71 199V197H68ZM24 205H29L28 209H25ZM17 210H19V216H17ZM30 212L31 215L26 216L25 212ZM210 223V221L208 222ZM256 218L253 217L251 221L245 223L243 225V236L242 242L243 247L239 253L237 264H243L245 260L246 253L248 252L251 244L254 241V236L256 234L257 228ZM207 227V223L205 225ZM10 230V229H9ZM201 232H204V229H201ZM105 237V242L103 246L101 245L100 237ZM81 240L85 239V236L80 235L78 237ZM117 247H119L117 245ZM199 252L195 258V264H201V258L205 256L206 250L208 248V244L205 243V236L201 235L199 244H198ZM225 249L227 250V245H225ZM127 250V249H125ZM45 251H48L47 249ZM135 256L140 258L143 261V264H150L149 258L146 255H143L140 250H137ZM161 259L156 261L155 264H162L163 261V251L161 250L160 253ZM116 259L118 261H122V264H137L136 260L131 259L129 256L125 255L122 257L117 256ZM259 264H264V260H260Z\"/></svg>",
    "mask_w": 264,
    "mask_h": 264
}]
</instances>
